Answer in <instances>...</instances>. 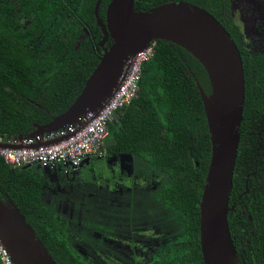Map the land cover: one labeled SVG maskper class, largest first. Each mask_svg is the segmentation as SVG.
Wrapping results in <instances>:
<instances>
[{
	"label": "trees",
	"instance_id": "1",
	"mask_svg": "<svg viewBox=\"0 0 264 264\" xmlns=\"http://www.w3.org/2000/svg\"><path fill=\"white\" fill-rule=\"evenodd\" d=\"M111 1H101L103 20ZM230 1L135 0V8L189 2L210 12L237 43L246 101L229 226L240 263L264 264V142L257 130L264 117V55L244 49ZM97 2L0 0V137H30L74 105L103 52ZM154 48L142 65L138 97L109 125L105 155L86 159L79 172L13 167L0 158V200L20 210L57 264H107L117 246L132 252L116 264H204L200 204L212 142L201 89L210 96L212 86L203 64L182 46L158 40ZM114 156L120 162L112 172ZM57 176L65 183L53 190L49 183ZM153 188L154 205L170 213L174 233L138 227L132 194L151 197ZM72 189L79 198L64 216L58 203Z\"/></svg>",
	"mask_w": 264,
	"mask_h": 264
},
{
	"label": "water",
	"instance_id": "2",
	"mask_svg": "<svg viewBox=\"0 0 264 264\" xmlns=\"http://www.w3.org/2000/svg\"><path fill=\"white\" fill-rule=\"evenodd\" d=\"M96 17L104 39L112 40L74 105L33 135L63 128L89 111L98 112L126 76L135 57L158 40L182 46L205 67L212 86L201 89L212 153L200 204V243L204 264H241L229 226L230 197L242 139L246 101L241 51L226 28L208 11L188 2H170L149 11L135 0H112L105 21ZM0 241L14 264H57L33 227L12 203L0 200Z\"/></svg>",
	"mask_w": 264,
	"mask_h": 264
},
{
	"label": "built area",
	"instance_id": "3",
	"mask_svg": "<svg viewBox=\"0 0 264 264\" xmlns=\"http://www.w3.org/2000/svg\"><path fill=\"white\" fill-rule=\"evenodd\" d=\"M155 54L154 43L133 60L126 76L98 112L89 111L74 123L30 137L5 140L0 137V158L13 167L63 168L78 172L86 159L101 156L109 125L118 111L138 97L142 65ZM2 264H14L0 241Z\"/></svg>",
	"mask_w": 264,
	"mask_h": 264
},
{
	"label": "rangeland",
	"instance_id": "4",
	"mask_svg": "<svg viewBox=\"0 0 264 264\" xmlns=\"http://www.w3.org/2000/svg\"><path fill=\"white\" fill-rule=\"evenodd\" d=\"M232 16L233 20L236 21V24L239 26V30H241L242 36L244 38V46L247 52H249L250 54H264V0H233ZM109 44H111V41H109V43L106 45V48H108ZM262 129H264V123L259 130ZM107 146L108 144L107 142H105L102 148V151H104L102 155L106 154ZM119 162V156L112 157V161L110 163L112 172H114V168L118 167ZM124 172L127 173V170H125ZM57 177L58 180H52L49 183V187L53 190L59 188V182L62 184L65 183V179L62 176ZM73 181L74 180H70V184H73ZM154 188L149 191V195H151V197L148 195L140 196L136 193L132 194L133 196L131 195L134 201L136 200L135 211L137 216L136 221L139 224L138 227L145 229L146 227L154 226L155 229L153 230H155L156 235L164 233L161 231V228L162 230H165L170 234L174 233V227L176 226V224L174 222L166 221L170 218V213L165 211L163 206L161 207L157 203L156 204L158 206L154 205V200H156L154 196L156 189ZM148 190L149 189L145 190V192H147ZM71 192L74 195L75 192L73 191V189ZM73 195L70 196V199L61 200L58 203V210L64 216H67L66 214H70L75 208L73 200L74 198H79V196ZM146 196H148L147 199ZM138 238L142 237L138 236ZM118 248L120 247L117 246V249ZM117 249L114 252L112 251L108 253L111 255V257L106 256L107 264H116L117 259L119 261H122L120 259V257L123 255L120 252L122 249H120L119 253H117ZM123 257L125 259L124 255Z\"/></svg>",
	"mask_w": 264,
	"mask_h": 264
},
{
	"label": "flooded vegetation",
	"instance_id": "5",
	"mask_svg": "<svg viewBox=\"0 0 264 264\" xmlns=\"http://www.w3.org/2000/svg\"><path fill=\"white\" fill-rule=\"evenodd\" d=\"M189 3V2H188ZM232 4H233V0H231L230 1V16H231V19H232V21L234 22V24L236 25V27H238V29H239V26L236 24V21H234L233 20V16H232ZM197 6V5H196ZM200 7V6H199ZM200 8H202V7H200ZM204 9V8H203ZM206 10V9H205ZM207 11V10H206ZM210 13V12H209ZM105 21V20H104ZM239 32L241 33V30H239ZM241 36H242V33H241ZM104 39V38H103ZM103 39H102V41H103ZM101 41V42H102ZM109 41H111V39H109L108 41H106V43L104 44V46L102 47V49L104 50V49H106V45L109 43ZM100 42V43H101ZM111 44H112V41H111ZM111 44H109L108 45V47H110V45ZM242 44H243V47H244V49L246 50V48H245V46H244V38H243V36H242ZM247 51V50H246ZM102 54H103V52H102ZM259 54H261V53H259ZM264 55V54H263ZM263 123H264V117H262V119H260L259 120V124H258V127H257V130L259 131V138H260V141L262 142H264V129H262V130H259L260 128H261V126H263ZM260 148L262 149V151H263V149H264V146L263 145H261L260 146ZM262 156V154L261 155H259L258 157H261ZM84 167V165L82 166V168ZM82 168L80 169V170H82ZM79 170V171H80ZM78 171V172H79ZM248 176V175H247ZM247 176H246V178H247ZM127 246V245H126ZM120 249H122L120 252L124 255V256H126L125 254L126 253H129V252H132V250H131V247L130 246H128V247H125V246H123V247H120Z\"/></svg>",
	"mask_w": 264,
	"mask_h": 264
}]
</instances>
